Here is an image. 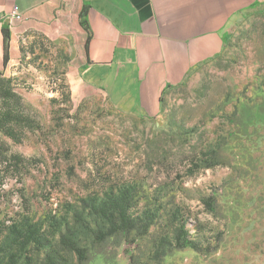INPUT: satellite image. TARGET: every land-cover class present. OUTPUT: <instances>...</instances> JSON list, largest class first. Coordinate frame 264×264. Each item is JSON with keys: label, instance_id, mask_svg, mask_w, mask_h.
Listing matches in <instances>:
<instances>
[{"label": "rangeland", "instance_id": "1", "mask_svg": "<svg viewBox=\"0 0 264 264\" xmlns=\"http://www.w3.org/2000/svg\"><path fill=\"white\" fill-rule=\"evenodd\" d=\"M228 30L222 51L162 94L155 115L120 112L102 92L75 87L76 57L65 54L66 45L42 37L23 45L0 77L11 78L40 128L20 142L0 132V229L29 224L48 244H28L11 257L0 248V264H43L48 248L78 264L59 247V231L77 211L85 224L75 223V238L89 246L104 223L81 202L108 185L127 186L153 218L151 234L133 251L135 264H264V0ZM210 148L226 164L201 167ZM212 193L215 216L200 200ZM171 213L192 238L216 248L156 260L158 236L169 237L174 225ZM124 248L88 264H128Z\"/></svg>", "mask_w": 264, "mask_h": 264}, {"label": "crops", "instance_id": "2", "mask_svg": "<svg viewBox=\"0 0 264 264\" xmlns=\"http://www.w3.org/2000/svg\"><path fill=\"white\" fill-rule=\"evenodd\" d=\"M255 1L0 0V17L13 5L22 13L21 20H0V72L20 58L24 44L42 37L76 57L75 87L102 92L120 112L155 115L162 94L216 57L229 26ZM83 5L87 28L80 23ZM4 25L10 33L6 66Z\"/></svg>", "mask_w": 264, "mask_h": 264}, {"label": "trees", "instance_id": "3", "mask_svg": "<svg viewBox=\"0 0 264 264\" xmlns=\"http://www.w3.org/2000/svg\"><path fill=\"white\" fill-rule=\"evenodd\" d=\"M255 1L252 7H256ZM86 8L83 5L79 16L80 23L87 28L85 18ZM3 37V64L6 66L9 60V38L10 33L6 25L1 29ZM231 34L224 36V45L230 41ZM89 36L85 41V49ZM23 51V49H22ZM160 102L162 99L160 98ZM40 125L31 115L25 112L20 95L16 93L11 85V78L0 77V132L14 142H20L25 136L26 131L39 129ZM201 158V167L212 168L216 165L226 164L225 158L219 148L207 149ZM205 210L212 214L219 213V203L217 195L202 196L200 198ZM82 211L88 210L89 213L98 216L104 226L92 230V239L89 246L78 244L76 234V224H85V220L76 211L74 213V223L63 225L58 234V245L65 251H72L78 264H88L92 259L100 254L105 259L117 255L118 248L124 244V254L127 256L128 264H135L134 249L139 243L151 234L153 218L148 216L145 211L138 207V200L130 195V189L125 185H108L102 193L96 191L88 195L81 202ZM170 218L174 222L172 231L158 236L156 245V260L171 253L174 250L192 249L198 253L208 254L216 247L209 245L203 246L199 241L192 238L186 223L176 219L171 213ZM76 223V224H75ZM3 232L4 235L2 236ZM28 244H33L37 249L47 246L48 239L38 234L36 228L27 224L18 227L15 224L0 229V248L4 252H9L10 257L16 251H24ZM12 251V252H11ZM43 264H68L66 257L58 250L48 248L43 257Z\"/></svg>", "mask_w": 264, "mask_h": 264}, {"label": "built area", "instance_id": "4", "mask_svg": "<svg viewBox=\"0 0 264 264\" xmlns=\"http://www.w3.org/2000/svg\"><path fill=\"white\" fill-rule=\"evenodd\" d=\"M22 19V13L19 11L18 7L16 5H13L11 9L2 17H0V20H3L5 23H11L15 20H21Z\"/></svg>", "mask_w": 264, "mask_h": 264}]
</instances>
